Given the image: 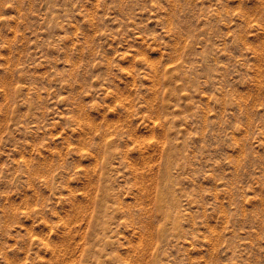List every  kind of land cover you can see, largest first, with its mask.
Instances as JSON below:
<instances>
[{
  "label": "rangeland",
  "instance_id": "obj_1",
  "mask_svg": "<svg viewBox=\"0 0 264 264\" xmlns=\"http://www.w3.org/2000/svg\"><path fill=\"white\" fill-rule=\"evenodd\" d=\"M0 264H264V0H0Z\"/></svg>",
  "mask_w": 264,
  "mask_h": 264
},
{
  "label": "bare ground",
  "instance_id": "obj_2",
  "mask_svg": "<svg viewBox=\"0 0 264 264\" xmlns=\"http://www.w3.org/2000/svg\"><path fill=\"white\" fill-rule=\"evenodd\" d=\"M167 190H168V189H167ZM165 192H166V191H165ZM167 193H168V192H167ZM159 194H160V192H159ZM162 195H163V194H162ZM165 195H166V194H165ZM159 199H160V198H158V200H159ZM164 199H165V198H164ZM165 200H166V199H165ZM159 202H161V201H159ZM158 204H160V203L157 202V205H158ZM162 204H163V203H162ZM158 206H159V205H158ZM160 206H161V205H160ZM96 207H97V206H96ZM161 208H162V206L159 208L160 211H162ZM96 212H97V211H96ZM102 212H104V211H102ZM95 214H96V213H95ZM102 214H103V213H102ZM161 214H162V213H161ZM162 215H163V214H162ZM102 216H103V215H102ZM93 217H95V215H94ZM93 219H94V218H93ZM93 219H92V220H93ZM93 221H94V220H93Z\"/></svg>",
  "mask_w": 264,
  "mask_h": 264
}]
</instances>
